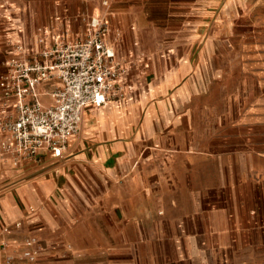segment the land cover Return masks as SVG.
Here are the masks:
<instances>
[{
	"label": "crops",
	"instance_id": "crops-1",
	"mask_svg": "<svg viewBox=\"0 0 264 264\" xmlns=\"http://www.w3.org/2000/svg\"><path fill=\"white\" fill-rule=\"evenodd\" d=\"M49 1L0 0V75L18 45L41 57L60 36L85 34L87 21L54 20ZM127 15L126 97L88 106L62 159L0 156V264H264V153L249 126L264 102L244 117L234 103L215 112L195 90L192 52L144 51ZM59 84L40 87L44 103ZM11 109L0 95V120ZM32 237L36 261L23 257Z\"/></svg>",
	"mask_w": 264,
	"mask_h": 264
},
{
	"label": "rangeland",
	"instance_id": "rangeland-1",
	"mask_svg": "<svg viewBox=\"0 0 264 264\" xmlns=\"http://www.w3.org/2000/svg\"><path fill=\"white\" fill-rule=\"evenodd\" d=\"M103 1L50 0L49 15L54 20L64 15L63 18L85 21L84 17L101 11ZM109 1L111 37L118 39V50L127 40L119 22L128 17V10H133L138 28L145 32L139 43L144 51L192 52L191 74L200 75L203 84L195 90L215 112L234 103L238 104L240 117H244L253 113L259 101L264 102V0ZM259 117L261 120L249 126L250 131L259 132L252 139L264 153V114ZM238 123L241 125L240 120ZM225 129L230 130L225 132V139L231 140L234 123Z\"/></svg>",
	"mask_w": 264,
	"mask_h": 264
},
{
	"label": "built area",
	"instance_id": "built-area-1",
	"mask_svg": "<svg viewBox=\"0 0 264 264\" xmlns=\"http://www.w3.org/2000/svg\"><path fill=\"white\" fill-rule=\"evenodd\" d=\"M102 4L99 13L83 18L84 35L60 36L42 50L41 57H28L25 47L18 45V54L6 61L0 95L13 109L0 120V156L14 166L40 162L45 154L64 158L70 139L81 131L88 106L102 107L126 97L127 70L118 56L117 40L111 37V4L109 0ZM55 80L60 84L46 104L40 87ZM37 244L36 237L28 239L23 257L36 261ZM13 260L6 257V263Z\"/></svg>",
	"mask_w": 264,
	"mask_h": 264
}]
</instances>
